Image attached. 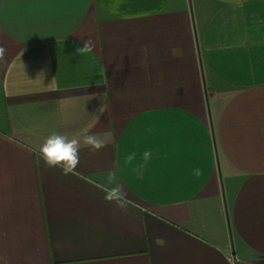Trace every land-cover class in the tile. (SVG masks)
<instances>
[{
    "label": "crops",
    "instance_id": "1",
    "mask_svg": "<svg viewBox=\"0 0 264 264\" xmlns=\"http://www.w3.org/2000/svg\"><path fill=\"white\" fill-rule=\"evenodd\" d=\"M231 257L264 264V0H0V264Z\"/></svg>",
    "mask_w": 264,
    "mask_h": 264
},
{
    "label": "clouds",
    "instance_id": "2",
    "mask_svg": "<svg viewBox=\"0 0 264 264\" xmlns=\"http://www.w3.org/2000/svg\"><path fill=\"white\" fill-rule=\"evenodd\" d=\"M172 54L179 56L181 52L179 49H172ZM85 141L97 148L102 146V141L94 136H86ZM79 144L77 139H68L65 135L53 133L39 146V155L46 165L64 173L78 163ZM196 174H199V170H196ZM117 206L123 207V204Z\"/></svg>",
    "mask_w": 264,
    "mask_h": 264
},
{
    "label": "built area",
    "instance_id": "3",
    "mask_svg": "<svg viewBox=\"0 0 264 264\" xmlns=\"http://www.w3.org/2000/svg\"><path fill=\"white\" fill-rule=\"evenodd\" d=\"M230 261H232V263L235 264V263H236V259H235V257H231V258H230Z\"/></svg>",
    "mask_w": 264,
    "mask_h": 264
}]
</instances>
